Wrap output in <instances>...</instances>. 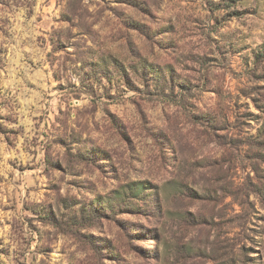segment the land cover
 Masks as SVG:
<instances>
[{"label": "rangeland", "instance_id": "1", "mask_svg": "<svg viewBox=\"0 0 264 264\" xmlns=\"http://www.w3.org/2000/svg\"><path fill=\"white\" fill-rule=\"evenodd\" d=\"M0 264H264V0H0Z\"/></svg>", "mask_w": 264, "mask_h": 264}]
</instances>
